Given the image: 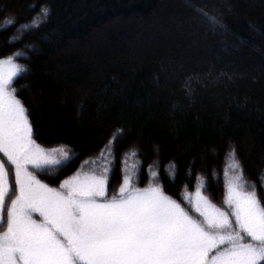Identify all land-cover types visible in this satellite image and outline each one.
<instances>
[{
	"label": "trees",
	"instance_id": "trees-1",
	"mask_svg": "<svg viewBox=\"0 0 264 264\" xmlns=\"http://www.w3.org/2000/svg\"><path fill=\"white\" fill-rule=\"evenodd\" d=\"M10 18L0 59L27 69L11 87L33 139L70 155L48 184L104 151L112 181L128 157L177 203L196 187L219 201L236 162L264 207V0H0Z\"/></svg>",
	"mask_w": 264,
	"mask_h": 264
},
{
	"label": "snow or ice",
	"instance_id": "snow-or-ice-1",
	"mask_svg": "<svg viewBox=\"0 0 264 264\" xmlns=\"http://www.w3.org/2000/svg\"><path fill=\"white\" fill-rule=\"evenodd\" d=\"M49 16V8L42 7L16 31L26 34ZM211 23L215 28L217 20ZM13 24L14 19H6L0 28ZM26 71L13 56L0 59V153L10 166L0 160V226L6 209L0 264H264V207L255 189L244 190L236 162L232 167L238 174L227 184V209L216 208L197 188L190 203L198 218L159 185L136 188L127 174L118 193L108 198L109 168L78 173L59 189L37 179L30 167L53 168L69 154L63 148L46 151L33 139L17 89L9 90ZM230 156L234 160V149ZM10 172L15 196L7 203Z\"/></svg>",
	"mask_w": 264,
	"mask_h": 264
},
{
	"label": "rangeland",
	"instance_id": "rangeland-1",
	"mask_svg": "<svg viewBox=\"0 0 264 264\" xmlns=\"http://www.w3.org/2000/svg\"><path fill=\"white\" fill-rule=\"evenodd\" d=\"M14 58V61L21 65L20 62H17L15 55H11ZM12 87H10L9 90H11ZM41 147V146H40ZM44 149V148H43ZM46 151H51L53 149H45ZM66 151V150H65ZM68 152V151H67ZM69 154V153H68ZM58 156V153H57ZM69 159H70V155H69ZM0 160H3V162L5 163L6 167H9L7 165V161L6 158L3 157V154L0 153ZM69 162L66 161H62L61 164L54 166L53 168H45L42 170H36V169H31L30 167V171H33V173L36 175L37 179L41 180L42 183L47 184L49 187L51 188H55V189H59L60 184L65 180L68 179L72 176L77 175L78 173H87V172H96L97 174H99L104 168H109L111 169V164H110V159L107 156L106 152L104 151H99L91 156H89L84 162L83 164H81L76 171H74L72 174L64 176L61 180H59L55 185H50L45 181V177L42 176L43 173H52V175H55V173L58 171H61L63 169L62 165L64 166V163L67 164ZM51 170V171H50ZM57 172V173H58ZM127 174L132 178V184L134 187L136 188H146L148 187L150 184L155 186L158 185L157 182H155L152 179H149L147 181H145L143 184H140V182L135 178L134 179V166L132 165V161L130 158L126 157L125 158V162L124 165L121 167V172L119 173V178L116 181H112V179L110 178V172H109V184H108V198H111L112 196L116 195L118 193L120 184L122 183L123 180V176ZM228 174V173H227ZM225 174V183H226V191L223 193V195L220 197V200H212V198H210L205 192H203V190H201L202 194L207 197V199L209 200V202L214 205L216 208H219L221 210H226L227 209V205L224 203L225 200V196L227 194V184L228 181L231 180L234 176H235V172H232V174L227 175ZM51 175V176H52ZM197 188L196 187L195 190H193L190 193H185L184 195V204H180V206L182 208L185 209V211H187L190 215H192L193 217H197L198 218V214L195 213L192 210L191 207V203L190 200L191 198L194 196ZM246 191V190H245ZM15 196V187H14V175L10 172V192H9V196L6 198V202L10 203L11 199L14 198ZM188 197V199H185V197ZM34 219H36L37 221L40 220V217L36 214H34L33 216ZM232 221L234 223V217L232 218ZM6 228V209H5V213H4V221H3V225L0 226V232H3Z\"/></svg>",
	"mask_w": 264,
	"mask_h": 264
}]
</instances>
